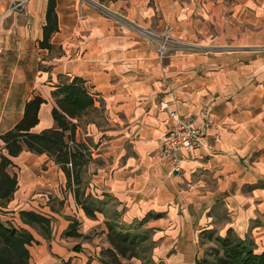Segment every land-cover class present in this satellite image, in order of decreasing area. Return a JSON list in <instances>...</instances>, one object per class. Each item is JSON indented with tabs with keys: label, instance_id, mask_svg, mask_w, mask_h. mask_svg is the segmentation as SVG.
I'll return each instance as SVG.
<instances>
[{
	"label": "crops",
	"instance_id": "1",
	"mask_svg": "<svg viewBox=\"0 0 264 264\" xmlns=\"http://www.w3.org/2000/svg\"><path fill=\"white\" fill-rule=\"evenodd\" d=\"M16 2L23 6L13 9ZM55 2L58 30L48 49L39 45L48 0H0V134L22 118L34 95L46 102L32 130L55 126L51 91L82 78L101 116L76 128L75 141L89 151L83 186L106 203L89 217L50 157L27 150L12 157L9 171L18 183L7 208L20 204L14 219L36 240L29 264H103L105 221L130 224L147 215L149 255L159 264H196L213 241L200 236L203 230L221 237L230 230L261 253L264 0ZM166 26L171 36L161 59L156 49ZM169 111L205 134L203 147L183 154L179 176L157 154L174 122ZM21 209L50 217V235L23 224ZM73 221L80 237L65 234Z\"/></svg>",
	"mask_w": 264,
	"mask_h": 264
},
{
	"label": "trees",
	"instance_id": "2",
	"mask_svg": "<svg viewBox=\"0 0 264 264\" xmlns=\"http://www.w3.org/2000/svg\"><path fill=\"white\" fill-rule=\"evenodd\" d=\"M55 6V0H48L46 23L39 41L42 48H52L50 38L58 30ZM51 96L55 103L51 108L55 126L39 132L32 130L39 121L40 106L46 102L40 95H34L26 101L22 118L11 129L0 134V264H29L28 246L36 242L29 229L18 225L15 219L3 218L2 215L18 183L16 173L9 171L13 165L11 158L23 150L46 154L59 166L65 174L66 187L73 192L76 204L87 216L94 217L95 212L102 211V206L106 203L105 198L97 199L85 195L83 186L82 171L88 162L89 151L83 142L75 141L76 128L79 125L77 121L98 111L92 96L87 92L84 80L75 76L71 80L60 82L51 91ZM256 185L264 187L261 182ZM18 215L23 224L36 229L42 236L50 235V217L26 209L19 210ZM147 216L130 224L122 223L116 217L105 221L109 246L101 250L103 264H126L125 261L133 257L142 259L144 264L147 261L158 264L148 253L152 248L150 234L153 230L141 228ZM75 224L76 221L69 224L66 235L81 236L76 231ZM200 236L215 241L219 246L213 253V264H264V250L259 254L254 253L252 240L240 239L230 230L223 237L214 236L213 230H203ZM75 250H78L77 246ZM196 264L201 262L197 261Z\"/></svg>",
	"mask_w": 264,
	"mask_h": 264
},
{
	"label": "built area",
	"instance_id": "3",
	"mask_svg": "<svg viewBox=\"0 0 264 264\" xmlns=\"http://www.w3.org/2000/svg\"><path fill=\"white\" fill-rule=\"evenodd\" d=\"M23 2H16L13 9L21 8ZM170 26L164 28L163 41L157 46L156 52L159 58H164L167 52V40L170 35ZM166 104L161 102L159 109H166ZM173 119V125L161 136L158 147V157L169 163L170 174L179 176L181 173V162L183 154L190 150L201 148L205 145V134L194 126L189 117L180 116L174 111H169Z\"/></svg>",
	"mask_w": 264,
	"mask_h": 264
},
{
	"label": "rangeland",
	"instance_id": "4",
	"mask_svg": "<svg viewBox=\"0 0 264 264\" xmlns=\"http://www.w3.org/2000/svg\"><path fill=\"white\" fill-rule=\"evenodd\" d=\"M100 112L96 113V112H91L88 116H85L84 119L82 121L79 122V126H82L81 124H84L85 120H90V119H94V118H98V120L100 119ZM85 176V175H84ZM84 181V179H83ZM20 206V204L15 205L14 207L11 208H5L3 211V218H9V219H14L13 217H15L12 213H14L15 210H17ZM109 211L112 210L114 208V202L111 201L107 207H106ZM15 221V220H14ZM16 222V221H15ZM142 229L146 228L144 225L141 227ZM151 236V234H150ZM151 239V237H150ZM219 249L218 244L215 241H212L211 244L209 242H205V245L202 246V254H201V258H200V262L201 264H213L214 263V254L216 250ZM221 252V250H220ZM151 255V250H149L148 252ZM140 260V264H144L142 259L137 258ZM152 259V258H151ZM154 261V260H153ZM155 262V261H154ZM159 264V262H157ZM145 264H150V261H147Z\"/></svg>",
	"mask_w": 264,
	"mask_h": 264
}]
</instances>
